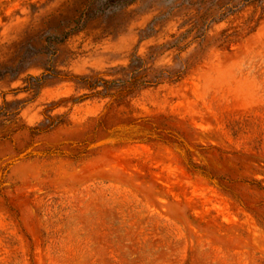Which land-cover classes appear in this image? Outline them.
Instances as JSON below:
<instances>
[{"label": "rangeland", "instance_id": "1", "mask_svg": "<svg viewBox=\"0 0 264 264\" xmlns=\"http://www.w3.org/2000/svg\"><path fill=\"white\" fill-rule=\"evenodd\" d=\"M87 4L0 0V264H264V0ZM134 56L180 77L83 97Z\"/></svg>", "mask_w": 264, "mask_h": 264}, {"label": "trees", "instance_id": "2", "mask_svg": "<svg viewBox=\"0 0 264 264\" xmlns=\"http://www.w3.org/2000/svg\"><path fill=\"white\" fill-rule=\"evenodd\" d=\"M137 0H88L87 7L84 11L80 13V16L74 20L75 26L71 30H81L84 28L85 23L88 19L94 18L99 15L107 16L113 14L118 10H122L127 6L133 4ZM245 4H257L261 3L262 0H243ZM184 36H179L169 44V47L176 46L180 43ZM187 44V43H186ZM183 45L181 48H184ZM145 70V60L134 56L132 58V69L128 74L127 78H117V79H106L103 73H94L86 76H81L77 78V83L83 88L87 89L89 93L84 94L83 97H88L92 95L99 96H118L124 97L135 90L147 86H157L162 83L163 80L176 81L179 79V73H168L166 70L159 71L158 74L153 75L151 78L147 77V74L143 71ZM54 69L51 64L46 67L45 71L39 76L29 75L27 77L26 84L20 89L24 91H29L36 89L37 93L43 85L44 80L47 77L54 76ZM115 89L114 92L110 90ZM36 93V94H37ZM76 101V100H75ZM26 101L21 102L25 103ZM11 105L3 98L2 105L0 106V119H2L1 124L6 127L11 122H14L15 116L19 112L21 106L16 108V111L10 110ZM2 131V130H1ZM0 131V132H1ZM3 134H0L1 139H8L11 133L15 132L11 127H6L3 130Z\"/></svg>", "mask_w": 264, "mask_h": 264}]
</instances>
